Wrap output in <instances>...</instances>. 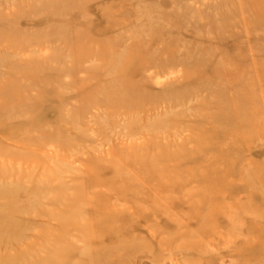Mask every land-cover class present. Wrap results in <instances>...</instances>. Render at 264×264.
Wrapping results in <instances>:
<instances>
[{"label": "rangeland", "instance_id": "1", "mask_svg": "<svg viewBox=\"0 0 264 264\" xmlns=\"http://www.w3.org/2000/svg\"><path fill=\"white\" fill-rule=\"evenodd\" d=\"M0 264H264V0H0Z\"/></svg>", "mask_w": 264, "mask_h": 264}]
</instances>
